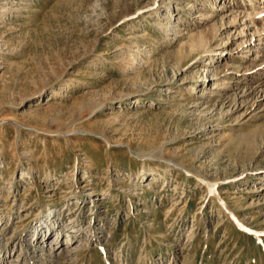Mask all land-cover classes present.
<instances>
[{
	"label": "rangeland",
	"instance_id": "374dc122",
	"mask_svg": "<svg viewBox=\"0 0 264 264\" xmlns=\"http://www.w3.org/2000/svg\"><path fill=\"white\" fill-rule=\"evenodd\" d=\"M0 264H264V0H0Z\"/></svg>",
	"mask_w": 264,
	"mask_h": 264
},
{
	"label": "bare ground",
	"instance_id": "6f19581e",
	"mask_svg": "<svg viewBox=\"0 0 264 264\" xmlns=\"http://www.w3.org/2000/svg\"><path fill=\"white\" fill-rule=\"evenodd\" d=\"M204 43L205 42H204L203 36L202 37L200 36L199 38H193L189 43H187V45H185V47H183V49L179 53V60L182 61V60L186 59V57H189L192 54H194L196 50H200V48L202 49V47L204 46ZM206 51H209V50H206ZM203 53H205V50ZM209 53L210 52H208V54ZM50 234H52V233H50ZM53 244L57 245L58 241L54 242Z\"/></svg>",
	"mask_w": 264,
	"mask_h": 264
}]
</instances>
